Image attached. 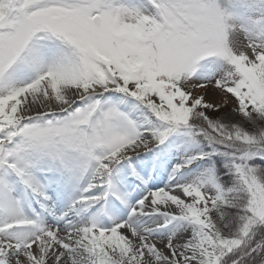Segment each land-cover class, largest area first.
<instances>
[{"label":"snow or ice","instance_id":"obj_1","mask_svg":"<svg viewBox=\"0 0 264 264\" xmlns=\"http://www.w3.org/2000/svg\"><path fill=\"white\" fill-rule=\"evenodd\" d=\"M0 264H264V0H0Z\"/></svg>","mask_w":264,"mask_h":264}]
</instances>
